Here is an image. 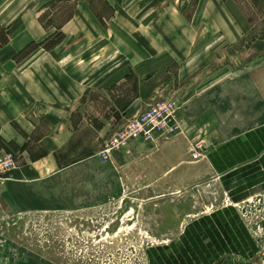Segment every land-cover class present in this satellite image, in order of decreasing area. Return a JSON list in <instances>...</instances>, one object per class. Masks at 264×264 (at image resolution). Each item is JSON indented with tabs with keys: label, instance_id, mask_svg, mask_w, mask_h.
Listing matches in <instances>:
<instances>
[{
	"label": "crops",
	"instance_id": "obj_1",
	"mask_svg": "<svg viewBox=\"0 0 264 264\" xmlns=\"http://www.w3.org/2000/svg\"><path fill=\"white\" fill-rule=\"evenodd\" d=\"M206 1L193 17L207 11ZM91 3L0 0V28L8 34L0 48V143L7 145L0 156L15 158L0 185V216L119 205L142 239L157 241V264H252L257 245L233 204L264 195L257 82L250 73L213 74V83L183 99L172 122L179 130L131 141L103 160L104 144L171 82H162L169 74L146 71L160 62L146 49L161 46V24L147 25L154 32L147 38L146 25H131L135 19L117 10L106 22ZM51 8L63 16L59 24L44 23ZM57 34L50 50L14 58ZM99 48L103 54L94 53ZM198 139L207 156L194 162L189 149Z\"/></svg>",
	"mask_w": 264,
	"mask_h": 264
},
{
	"label": "rangeland",
	"instance_id": "obj_2",
	"mask_svg": "<svg viewBox=\"0 0 264 264\" xmlns=\"http://www.w3.org/2000/svg\"><path fill=\"white\" fill-rule=\"evenodd\" d=\"M91 6L103 13L106 22L114 10L119 16L130 15L135 19L131 25H146L147 38L154 33L147 25L161 24V46L146 49L147 55L156 54L160 62L147 66L146 71L153 74L148 77L169 74L162 82H171V88L156 94L143 108L157 101H173L179 110L183 99L214 82L213 74L233 78L250 73L264 98V0H207L202 6L207 11L196 18L200 0H92ZM69 7L58 6L60 11ZM221 9L226 18L219 13ZM54 11L47 10L44 23L62 21L63 16ZM183 24L188 28H181ZM206 40L209 46L202 48ZM170 42L182 46L173 47ZM93 51L104 52L100 48ZM245 201L234 209L240 211L238 206H243L242 213L256 221L258 246L252 264H264V198L254 206ZM156 242L142 239L119 205L0 216V264H157Z\"/></svg>",
	"mask_w": 264,
	"mask_h": 264
},
{
	"label": "built area",
	"instance_id": "obj_3",
	"mask_svg": "<svg viewBox=\"0 0 264 264\" xmlns=\"http://www.w3.org/2000/svg\"><path fill=\"white\" fill-rule=\"evenodd\" d=\"M178 105L173 101L154 102L150 104L144 111L136 114L123 125L121 130L116 133L105 144L100 151L99 156L103 160H107L113 151L126 149L129 142L141 139L143 141H153L156 137L168 136L173 131L179 130V126L172 125L173 119L177 113ZM190 158L197 162L206 158V147L203 140L196 141L190 145ZM15 167V158L12 152H6L0 156V185L7 179L8 174ZM263 196L247 199L248 204H256ZM243 203V202H242ZM241 203V204H242ZM258 203V202H257ZM237 204V203H236ZM236 205L233 204V208ZM237 212L241 220L244 221L245 228L253 239L254 244H257L258 227L256 221L250 216L246 217L243 206H238ZM255 215V213H254ZM257 218V216H256Z\"/></svg>",
	"mask_w": 264,
	"mask_h": 264
},
{
	"label": "trees",
	"instance_id": "obj_4",
	"mask_svg": "<svg viewBox=\"0 0 264 264\" xmlns=\"http://www.w3.org/2000/svg\"><path fill=\"white\" fill-rule=\"evenodd\" d=\"M60 39H61V35L57 34L52 39H49L48 41H44L40 44L32 43V44L28 45L27 47H25L20 52H18L17 54H15L14 58L17 60L25 58V57L29 56L30 54H32L35 50H37L40 47L44 48L45 50H50L56 43H58L60 41ZM7 41H8L7 32L4 29L0 28V48L2 46H4L7 43ZM6 146L7 145L0 143V147L6 149Z\"/></svg>",
	"mask_w": 264,
	"mask_h": 264
}]
</instances>
